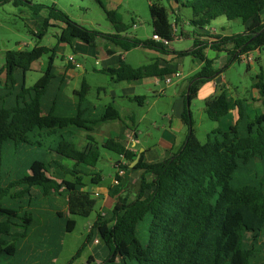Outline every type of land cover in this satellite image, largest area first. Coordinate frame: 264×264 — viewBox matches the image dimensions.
<instances>
[{
    "label": "trees",
    "instance_id": "16d2710c",
    "mask_svg": "<svg viewBox=\"0 0 264 264\" xmlns=\"http://www.w3.org/2000/svg\"><path fill=\"white\" fill-rule=\"evenodd\" d=\"M173 2L178 10L158 2L150 3L153 34L173 41L181 21L179 9L190 7L189 23L196 37L193 47L187 50H170L164 41L153 37L143 40L128 36L125 33L128 26L118 11L108 9L102 2L114 32L85 26L56 2L0 0V5L26 6L36 16L45 11L41 30L35 32L39 38L50 27L60 28L53 46L36 43L29 49L6 50L0 70L5 75L0 78V263L15 256L21 243L30 239L37 216L26 206L35 207L39 197L66 196L72 215L89 216L93 212L97 200L85 190L88 186L85 177L90 176L92 183L101 182V171L90 167L96 169L102 149H107L121 157V162L116 164L118 170L126 173L142 169L143 173L132 194L127 190L124 173L115 172L118 182L109 187L110 195L116 199L114 206L99 211L92 226L111 250L98 264L117 259L125 263L133 260L136 264H264V78L257 76L253 83L263 103V111L254 116L248 109V98L233 96L225 85L218 87L219 91L206 100V113L214 121L222 120L234 110L237 117L234 120L232 116L227 127L213 128L204 142L195 133L190 109L198 85L214 79L224 69H215L213 59L205 53L207 46L224 50L226 45H233L230 63L240 53L254 48L261 50L264 46L261 17L264 0ZM170 12L176 13L174 21ZM222 15L241 19L243 23L252 22L244 32L231 35L201 31ZM185 33L181 30L183 36ZM99 37L124 50L143 46L178 56L193 55L203 62L191 77L185 95L186 140L171 156L148 161L142 151L139 161L130 168L139 152L124 137L111 133L99 140L94 134L103 122L123 120L120 109L113 102L98 106L90 99L91 85L86 78L80 88L72 93L67 90L68 79L55 66L59 45H72L80 40L95 46ZM202 37L207 39L204 41ZM208 40H212L211 44ZM45 53H50V57L42 77L27 85V71ZM68 62L67 67H72L73 63ZM94 69L108 74L113 81L165 76L175 71L160 66L158 59L140 66L121 59L116 67ZM130 98L139 104L147 99L144 95ZM81 132H85V143L79 145ZM12 146L15 149L32 146L33 157L26 162L14 159L7 162L10 150H14ZM62 160L71 161V167ZM66 173L70 176H65ZM149 173L154 175L152 180L146 176ZM57 215L66 219L64 230H73V218H67L61 211ZM85 246L83 243L67 264H74ZM54 258L51 257L52 262ZM93 259L89 257V261Z\"/></svg>",
    "mask_w": 264,
    "mask_h": 264
},
{
    "label": "rangeland",
    "instance_id": "374dc122",
    "mask_svg": "<svg viewBox=\"0 0 264 264\" xmlns=\"http://www.w3.org/2000/svg\"><path fill=\"white\" fill-rule=\"evenodd\" d=\"M38 2H44L52 4L56 2L57 5L66 11L70 17L74 20L84 24L91 29H97L103 32H114V26L108 15L102 6V3L108 9H115L120 15V19L128 26L126 34L129 36H136L140 39L146 40L153 37V20L150 12V3L158 2L166 5L168 8H177V4L173 0H35ZM181 21L177 25L178 33L183 30V20L188 21V18L192 16V9L190 7H181L179 9ZM46 12H42L40 15H33L30 9L26 6H15L12 3H6L0 5V70L5 61V52L8 49H29L36 43L43 45L53 46L57 42L56 34L59 35L60 28L50 27L48 33L39 38L35 32L41 30L43 16ZM176 13L170 12V18L175 20ZM215 27L217 30H226L231 33H239L244 30V23L241 19H228L222 15L210 22L208 28ZM193 26L188 23L184 26L186 32L182 38L174 39L170 48L187 49L194 43ZM114 46L112 42L98 38L96 45L93 47L94 53L83 55L81 53H74L70 44L60 47L65 54L58 52L55 57V66L57 71L64 76L66 73L70 78L67 90L71 92L73 89L81 87L83 78H86L91 85L89 98L94 100L98 105V97L106 103L111 100V96L108 97L104 93L112 88L110 85L109 75L103 72H99L94 67L102 68L105 63L103 56L105 53V47ZM75 54L77 57V64H73V67H65L68 64L69 53ZM254 56L252 62L248 63L240 59L232 61L227 67L224 68V75L229 81L230 92L235 97H247L253 100L256 97V92H259L254 87L253 83L257 79V76L264 78V46L261 50L257 48L251 49ZM217 53L212 50L208 55ZM128 54L127 61L133 62L136 65L150 62L157 54L152 49H146L145 47H135ZM50 53H45L42 58L35 61L32 64V68L27 71L26 83L27 85L35 84L40 77H42L45 66L49 60ZM99 61L97 63L96 61ZM185 70H188L190 64V57H184ZM219 66V64H218ZM224 67V66H223ZM222 67V68H223ZM72 69H75L73 71ZM74 72V74H73ZM73 75V76H72ZM4 73L0 74V78H4ZM67 78V77H66ZM67 78V79H68ZM154 79L147 78L141 83H138L134 95L146 96L144 104H139L136 101H131L126 97H122L116 100V106L120 109L123 121L128 122L124 114L133 113L135 115V128L138 131L139 143L137 148L150 147L161 152L162 148L159 145L160 138L165 137L164 131L170 133L174 131L171 129L168 116H172V107L174 106V99L181 92L182 83L179 82V78H173V82L167 84L164 77L160 84H155ZM103 86L102 89H99ZM220 88H217L215 92H218ZM99 92L101 95L98 96ZM118 94H123V90L116 89ZM213 81H204L198 85L197 96L192 99L190 109L192 111L194 128L197 137L202 141H206L207 134L213 128L217 126L227 127L232 121L233 114L230 113L220 121L212 120L205 111L206 98L205 95L211 97L213 94ZM107 99V100H106ZM255 105L260 104L258 100H255ZM250 114L254 116L263 110L261 102V109H256L253 106L248 107ZM118 120H109L101 124L95 130L96 137L100 140L102 137L108 136L109 132L117 134L122 126ZM187 132V129H186ZM84 133L81 132L78 137V144L84 143ZM13 147V146H12ZM10 150V156L7 162L18 160L26 162L33 157L32 146L24 148L20 146L18 149ZM121 161V157L110 150L102 149V155L96 164V169L90 167V170H100L102 173V180L100 183H92L91 177L86 176L85 180L88 186L85 190L91 192V195L96 198L97 202L93 212L89 216L72 215L69 213L67 197L58 195L51 198L39 197L36 206H26L29 210H32L37 216V224L31 231L29 240H24L20 247L21 249L15 256L8 257L1 260L0 264H67V262L77 252L79 247L86 243L84 250L80 257H78L74 264H98L103 262L110 254V248L101 237L99 231L96 229L92 232L90 228L93 226L95 218L98 216L99 211L107 210L103 205L102 194L96 195L98 191H103L110 184H113V177L116 172L115 164ZM62 163L66 166H70L72 162L62 160ZM9 169V168H8ZM67 177L70 174L66 175ZM132 194L136 192V187L131 188ZM107 205L111 204L106 202ZM106 205V206H107ZM104 206V207H103ZM61 211L67 216L75 220V226L73 230L66 231L65 218L59 217L57 212ZM45 227L41 228V225ZM41 230V232H40ZM43 232V233H42ZM89 236H91L89 238ZM95 238L100 240V244L95 243ZM28 239V238H27ZM97 246V247H96ZM98 251L96 254V250ZM95 250V251H94ZM57 252V254H56ZM93 256V260L89 261V257ZM55 256L53 262L51 257ZM95 257L97 260H95ZM103 264H136L133 260H128L127 263L120 261H106Z\"/></svg>",
    "mask_w": 264,
    "mask_h": 264
},
{
    "label": "crops",
    "instance_id": "0c3cea01",
    "mask_svg": "<svg viewBox=\"0 0 264 264\" xmlns=\"http://www.w3.org/2000/svg\"><path fill=\"white\" fill-rule=\"evenodd\" d=\"M261 17H262V20L264 21V9L261 11ZM251 22L252 21L249 20L246 23H244V30L241 31V32H244L246 30V28L248 27V25L251 24ZM187 23L189 25H191L189 23V18H188V21L183 20V30H184V26ZM207 28H208V26H207ZM210 28H211V31H213L215 33L223 34V35L235 34V33H231L230 31H226V30H217L215 27H210ZM192 33H193V31H192ZM193 36L196 37V35H194V33H193ZM100 38H102V37H100ZM103 39H105V38H103ZM202 39L205 41L207 38L206 37H204V38L202 37ZM208 41H209V44H211L212 40H208ZM66 44L67 43H61L59 45V47H58V52H60L62 54H65L64 51H61L62 50L61 48L64 47V45H66ZM171 44H172V41L167 45L169 47V49L178 51V49H176L174 47L170 48ZM113 45L114 46H111V47L110 46L109 47H107V46L105 47V53H104V56H103V61H104L105 65L102 68L111 67V66L116 67V66L119 65L121 59L127 61L128 54H126V52L130 51L131 49L130 50H124L119 45H116L114 43H113ZM71 47L74 50L73 52L76 53V54L77 53H81L83 55H87V54L90 55V54L94 53V50H93L94 46L88 45V44H86V43H84V42H82L80 40H75L73 42V44L71 45ZM137 47H143V46H137ZM191 47H193V45ZM145 48L146 49H152V50H154L157 53L152 60L158 59V61L160 63V66L169 67L172 70H175V71L179 70V71L182 72V76H181V78H179V82H178V83H182L181 92L174 99V106L172 107V111H173L172 116H168L169 117L168 119H169L170 125H171V129H173L174 131H172L170 133H166V130L164 131L163 135L165 137H161L160 138V142H159V145L162 148L161 152H159L158 150H156L154 148L152 149L150 147H145V148L142 147L140 149L137 148V144L139 143V139H138V131L135 128V124H136L135 120L136 119H135V115L133 113L124 114L125 117L127 118L128 122H125V121L122 122L123 120H118V124L122 123V126H119L120 128L118 129L119 132L117 133V135L120 136V137H124L125 140L128 142V145H129V142H130L131 143L130 147L133 148L134 150H136L138 152L144 151L145 157H146V159L148 161H154V160L165 159V158L171 156L173 154V152L177 151L184 144V142L186 140V137H187V134H188V126L183 121V113H184V110H185V95L186 94L188 95L189 86L191 84V81H190L191 77L193 75H195L200 70V68L203 65V62L200 59L194 57L193 55L178 56L176 53H172V52L164 53V52H160V51H158L156 49H153V48H149V47H145ZM190 48H187V49H190ZM187 49H180V50H187ZM233 49H234V47L231 44L226 45L224 50H216V49L212 48L211 46H207V48L205 49V53H206V55L209 58L213 59V65H214L215 69H222L223 66H224L223 68H225V67H227L230 64V59H231V54L230 53L233 51ZM212 50H214L217 53H213V55L209 56L208 54ZM70 54H73V53L70 52L69 55ZM187 56L190 57V64H189L188 70L186 71L185 70L186 66L184 64L183 58L187 57ZM96 62L99 63L98 60ZM129 63L133 64L134 66H140V65L143 64L142 63L140 65H136L133 62H129ZM144 64H146V63H144ZM218 64H219V66H218ZM67 65L68 64H66L65 67L68 68L69 70H70V68L73 67V66L72 67L71 66L67 67ZM72 70L75 71V69H72ZM222 70L223 71H221L214 79L208 80V81H213V90H214V92H213V94L211 96H213L216 93L215 91H216V89L218 87H220V85H225V86L230 88V86H229L230 83L227 80L226 76L224 75V69H222ZM73 74H74V72H73ZM68 76L69 75L66 73L65 77L68 78ZM147 78L154 79V77H146V78L136 79V80H132V81H127V80L113 81L112 79H110L111 80L110 81V85H111L112 88L109 89V93H107V91H104V93L106 94L107 97H108V94H109V96H111V100L102 104L101 102H104V101L100 100L99 97H98V106L105 105V104H107L109 102H113L116 105V100L119 99V98H122V97H126L129 100H131L130 97L135 96L134 93L136 91V87H137L138 83H141L143 80H145ZM69 80H70V78H68V83H69ZM216 80L218 82H220L218 86L215 85V81ZM102 88H103V86H100L99 89H102ZM117 88H119V90H123L124 93L123 94H118L116 92ZM73 90H75V89H73ZM73 90L71 92H69V93H72ZM98 94H99L98 96H100L101 92H99ZM196 96H197V94H196ZM208 96H210V94L209 95H205L204 97L206 99H208V98H210ZM255 100H258L260 102V104H258V105L256 104L255 105V103H254ZM261 102H262V96H261L260 92H256V97H254L253 100L248 98L249 105L255 107L258 110L261 109ZM262 105H263V103H262ZM231 113L233 114V119L235 120L236 117H237V112L234 110ZM101 124L99 126H101ZM118 124H116V125H118ZM186 129H187V132H186ZM111 133L109 132L108 134L110 135ZM94 134H95V132H94ZM78 136L80 137V134ZM84 137H85V133H84ZM82 139H84V138H82ZM102 139H103V137H102ZM102 139H100V140H102ZM84 143H85V141H84ZM119 162H121V161H118L117 163H119ZM116 164H115V167H116V171H117L119 168L116 166ZM130 168H132V167L130 166ZM142 173H143V170L142 169H138V170H133L131 172L127 171L126 173H124L122 175L124 177V182L127 185V190H131L132 187L138 188L139 180H140V177H141ZM146 176H147L148 180H152L153 177H154V175L151 174V173L146 174ZM113 181H114V177H113ZM111 185H113V184H110L106 189H103V191H98V193H96V195L102 194V196H103V205L106 208H109V209L114 206V203L116 201L115 197L110 195L109 187ZM110 201H111V204L107 205L106 202H110ZM105 211L106 210H103L102 212H105ZM45 224H46V222H45ZM91 229L92 228H90V231H91ZM94 230H96V228L92 229L91 234H92V232ZM95 243L97 245L100 244V240L98 238H95ZM97 252L98 251L96 250L95 254ZM91 256H92V254H91ZM95 260H97L96 257H95Z\"/></svg>",
    "mask_w": 264,
    "mask_h": 264
},
{
    "label": "built area",
    "instance_id": "2783aa9c",
    "mask_svg": "<svg viewBox=\"0 0 264 264\" xmlns=\"http://www.w3.org/2000/svg\"><path fill=\"white\" fill-rule=\"evenodd\" d=\"M175 30H176V29H175ZM182 37H183V35H182L181 33H178V31L176 30V32H175V36H174V39H175V38H176V39H180V38H182ZM153 38L156 39V40L164 41V43L167 44V45L171 42V41L165 40L164 38H162V37H161L160 35H158V34H153ZM238 59L250 63V62L253 61L254 56H253V54H252L251 52L248 51V52L240 53ZM68 61H70V62L73 63V64H77V65H78V63H77V58H76L75 54H70V55L68 56ZM78 66H79V65H78ZM181 76H182V72L179 71V70H176V71H174L172 74H169V75H165V76H154V82H155V84H160V82L162 81V78L164 77L165 82H166L167 84H169V83L173 82V78H181ZM218 84H219V82L216 80V81H215V85L218 86ZM129 145H131L130 142H129ZM118 171H119V174H120V175H122V174L124 173V170H122V169H120V170H118ZM113 182H114V183H117L118 180L114 177V181H113ZM91 228H92V227H91Z\"/></svg>",
    "mask_w": 264,
    "mask_h": 264
},
{
    "label": "water",
    "instance_id": "95a60500",
    "mask_svg": "<svg viewBox=\"0 0 264 264\" xmlns=\"http://www.w3.org/2000/svg\"><path fill=\"white\" fill-rule=\"evenodd\" d=\"M201 31H202L203 33H210V32H211V28H204V29H202ZM141 152H142V151H140V152L138 153L137 158L132 162L131 167H133V166L136 164V162L139 161V159H140V157H141Z\"/></svg>",
    "mask_w": 264,
    "mask_h": 264
}]
</instances>
